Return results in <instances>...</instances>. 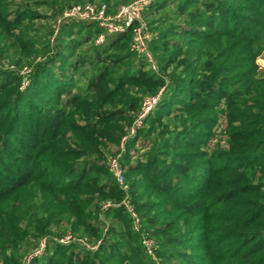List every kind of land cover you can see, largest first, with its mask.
<instances>
[{
    "label": "trees",
    "instance_id": "trees-1",
    "mask_svg": "<svg viewBox=\"0 0 264 264\" xmlns=\"http://www.w3.org/2000/svg\"><path fill=\"white\" fill-rule=\"evenodd\" d=\"M135 1L0 0V264H264V0H152L158 72L65 18Z\"/></svg>",
    "mask_w": 264,
    "mask_h": 264
},
{
    "label": "built area",
    "instance_id": "built-area-1",
    "mask_svg": "<svg viewBox=\"0 0 264 264\" xmlns=\"http://www.w3.org/2000/svg\"><path fill=\"white\" fill-rule=\"evenodd\" d=\"M151 1L152 0H137L131 5L121 7L116 15H108L105 6H102L100 8L93 5H87L85 7L75 6L65 13V18L96 22L108 34L122 33L126 32L129 29H132L134 35V41L132 45L133 49L136 50L149 62V66L152 71L158 72L155 57L150 49L153 35L148 31L146 22L144 21L142 16L143 9ZM104 40L105 36L101 35L97 39V43L101 44L102 42H104ZM28 72L29 70H25L23 74H27ZM163 91L164 88L156 96L147 98L144 101L141 115L137 121V126L141 125V120L146 117V115L156 106L163 94ZM133 133L134 130L131 131V134ZM110 168L117 177L119 184L123 186L125 184V180L120 168L119 158L111 159ZM125 205L131 213L132 217L135 219V223L137 226L139 224L137 215L128 203H125ZM71 239L72 236L68 234L63 240H61V242L67 244L71 241ZM144 243L148 248L149 253H151L153 242L150 240H145ZM43 247L44 244L42 245V248ZM41 252L42 250L40 249L35 253V255H40Z\"/></svg>",
    "mask_w": 264,
    "mask_h": 264
},
{
    "label": "rangeland",
    "instance_id": "rangeland-1",
    "mask_svg": "<svg viewBox=\"0 0 264 264\" xmlns=\"http://www.w3.org/2000/svg\"><path fill=\"white\" fill-rule=\"evenodd\" d=\"M19 2H20V0H11V3H15L16 4V3H19ZM40 11H44V10L40 9ZM41 24H44L45 26H48V27L53 26L52 21L50 19L42 21ZM150 49H151V52L153 53V55L156 56L155 51H154V49L151 46H150ZM11 54H13V53H11ZM14 58H15V60L18 59V57H14ZM33 59L34 58H30L27 62H24V64L20 67V69L22 67H25V66L28 67V68H31L30 63H35L36 61L37 62L42 61L41 57L37 58V59H34V60ZM13 64L14 63H13V59L12 58H2V59H0V68H2V69H9V68L10 69H14L16 67L19 68L18 66L15 67ZM259 64L264 69V56L262 57V59L259 60ZM21 71L25 72V70H23V69ZM114 150H115V148L113 149V151Z\"/></svg>",
    "mask_w": 264,
    "mask_h": 264
}]
</instances>
